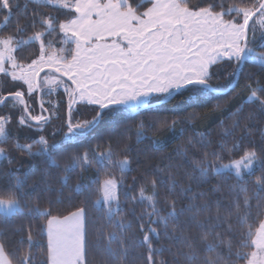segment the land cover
<instances>
[{"label":"snow or ice","instance_id":"obj_1","mask_svg":"<svg viewBox=\"0 0 264 264\" xmlns=\"http://www.w3.org/2000/svg\"><path fill=\"white\" fill-rule=\"evenodd\" d=\"M0 14V28L7 29L0 31V160L12 165L13 152L43 156L49 169L58 170L60 184L49 207L41 208L26 190L28 174L0 169V224L34 214L44 220L14 250L0 230V264H128L133 246L147 249L146 264H264V126L253 127L264 117V0H0ZM225 64L229 82L244 76L243 85L235 83L246 100L220 142L195 133L177 148L178 161L149 159L139 182L132 178L138 195L125 191V207L118 191L131 171V145L125 140L114 150L109 142L101 152V143L83 147L85 141L105 117L130 114L134 123L125 128H135L136 143L159 149V129L135 118L166 97L187 93L193 103L202 101L215 91L212 81ZM249 65L256 71L244 73ZM65 95L62 127L21 143L16 129L44 132L53 117L61 118ZM37 103L40 114H34ZM256 131L259 147L252 139ZM93 167L107 178L84 182L82 173ZM112 168L119 169V179ZM51 176L42 174L48 191ZM219 177L235 179L227 187V207L193 190ZM65 200L75 210L54 215V205ZM90 202L101 212L92 222L91 246ZM164 252L170 259L155 260Z\"/></svg>","mask_w":264,"mask_h":264},{"label":"trees","instance_id":"obj_2","mask_svg":"<svg viewBox=\"0 0 264 264\" xmlns=\"http://www.w3.org/2000/svg\"><path fill=\"white\" fill-rule=\"evenodd\" d=\"M193 3H197L198 0H192ZM21 5H23L24 0H20ZM15 21V12L13 13V22ZM3 23V15L0 14V24ZM0 31H3L7 34L6 28H0ZM31 49L26 51V55L31 54ZM231 68L226 64L222 65L218 76L219 79H215L212 81L214 86H217L215 89L224 90L229 86L231 82L228 79H225L226 72H230ZM249 71H256V69L252 68L250 65L248 67L243 68V72L247 73ZM43 75V73H42ZM234 80V78H233ZM237 80L240 85L244 83V76H238ZM5 85L0 82V89L4 88ZM8 88L13 87V82H11L10 78H8ZM235 89V90H234ZM62 91V90H61ZM3 94V93H0ZM175 95V94H174ZM58 97H54L53 103L56 102ZM246 100V95L240 92V89L237 87L236 83L232 88L225 92H217L213 91L208 97L203 98L202 101L197 103H193L188 99V94L185 93L182 96L176 95V99L169 98L166 101H160L151 106V108L142 116L136 117V120L143 119L147 124L151 123L155 126L156 131L155 136L159 137L161 147L159 149L155 148L149 141H145L143 143L137 144L135 137V128L126 129L125 125H131L134 121L130 118V114H120L118 116H109L105 117L104 120L98 125L94 137L86 140L83 147H87L89 144L95 146L98 142L103 146L98 149V151H104L105 148L108 147V143H111V146L114 150H116L120 145H122L125 140L131 145L132 152L128 153L129 158L131 160V171L126 174L124 179L125 187L120 188L118 191L119 198L122 203L125 204V207L128 204L125 202V191L129 192V195H138V187L139 183L136 185L133 184V177L137 178L139 182V178L142 173L145 171L146 162L151 159L153 164H161L165 158L171 156L174 161H178L180 158L176 156V150L179 146L184 144L187 139L191 136H194L195 133H204L208 135V138L211 139L214 145L221 140V134L223 132V128L229 126L232 123V114L236 112L241 105L244 104ZM68 99L65 95L63 98V106L61 108V118L57 119L53 117L52 122L49 126L46 127L45 133L46 136L52 131L60 129L64 123V119L66 118V110H67ZM219 105V107H216ZM47 107V105H45ZM35 113L39 112V103L35 105ZM6 110V109H4ZM248 108L245 107L244 114H246ZM196 113V117L191 118V113ZM47 115V113H44ZM90 115V114H86ZM187 117V119H186ZM261 120L260 124H254V128H260L264 126V117H258ZM161 121H167V124L161 126ZM173 121L175 124V131H169V126L172 125ZM223 122V124H222ZM13 128L15 129V120H13ZM181 129H183V134H181ZM20 136L21 143H31L32 139L36 138L38 133L34 130L28 128L16 129ZM22 130V131H21ZM21 131V132H20ZM37 133L36 135H33ZM39 133V134H42ZM152 132H149V136H152ZM30 139H25V138ZM60 136L56 137L57 140H60ZM130 138V139H129ZM198 139V137H197ZM252 139L255 141V145L259 147L262 143L260 134L258 131L254 132ZM229 142H231V138H229ZM82 150V149H81ZM36 149L33 148V152ZM13 156H15V160L12 165H9L6 160H0V169L7 170L9 167L18 168L20 174H28L30 179L28 180L27 191L30 192L33 198L39 202L41 208L49 207L47 203L50 198H54L57 195L56 190L60 188V184L58 182V170L57 169H49L48 161L43 156H29L25 153L13 152ZM124 154L116 157V159H123ZM238 158V156L236 157ZM227 162V161H226ZM50 171L52 176L51 180V188L52 191H48L47 186L43 182L42 174L45 171ZM110 173H112L115 178H120V171L118 168L108 169ZM259 175V172H257ZM106 178L105 170H97V168L93 167L82 173V180L84 182L88 181H100ZM255 179V177H252ZM76 182V178L74 177L71 181L72 184ZM235 179L230 177H219V178H211L208 183L202 184L197 187L195 184L193 185L194 191H202L205 192L208 197L212 201L219 200L222 207H227L230 202V196L227 191V187L230 184H234ZM213 187H219L220 191L213 192ZM97 195H100L99 193ZM64 196H68V191L65 190ZM96 197H93L95 200ZM254 203V202H253ZM75 206H80V199H76L74 201ZM67 200H65V204H55L54 207L57 211H54V215H67L70 211H74L75 207H66ZM89 218L90 223L88 225L89 228V245L91 246L94 243V224L92 222L97 221L101 215L96 208L93 207L92 203L88 204ZM140 211V208H137V212ZM102 223V221H101ZM44 224V220L38 214H34L33 216H17L15 219L8 223L0 224V230H3L5 236L9 240L10 249L14 250L17 247V241L24 236L26 238L27 231L29 228H32L35 232L39 231V228ZM110 230V229H109ZM132 231H136V224L133 223ZM139 236V234H138ZM46 242V236H45ZM161 243L167 247L169 245V241L161 240ZM25 249L27 245L24 246ZM92 253L90 251V258ZM147 249L145 247L133 246V248L129 251L128 264H146ZM160 259H170L169 253L164 252L160 256H156L155 260L159 261Z\"/></svg>","mask_w":264,"mask_h":264},{"label":"water","instance_id":"obj_3","mask_svg":"<svg viewBox=\"0 0 264 264\" xmlns=\"http://www.w3.org/2000/svg\"><path fill=\"white\" fill-rule=\"evenodd\" d=\"M237 78L238 77H235L234 78V80L229 84V86L227 87V88H225L224 90H218V89H215V91H217V92H225V91H228L230 88H232L233 86H234V84H235V81L237 80ZM37 98L39 99V93H37ZM169 98H164L163 100H161V101H166V100H168ZM157 102H153L152 103V105H154V104H156ZM151 105V106H152ZM66 115H67V110H66Z\"/></svg>","mask_w":264,"mask_h":264},{"label":"rangeland","instance_id":"obj_4","mask_svg":"<svg viewBox=\"0 0 264 264\" xmlns=\"http://www.w3.org/2000/svg\"><path fill=\"white\" fill-rule=\"evenodd\" d=\"M41 75H42V74H41ZM37 114H40V110H39V112H38ZM21 131H22V130H21ZM21 131H20V132H21ZM36 134H37V133H35V134H33V135H36ZM39 135H45V136H46L45 133H42V134H38L36 138H39ZM106 178H107V177H106ZM106 178H104V179H106ZM104 179H103V180H104ZM67 215H68V214H67Z\"/></svg>","mask_w":264,"mask_h":264}]
</instances>
